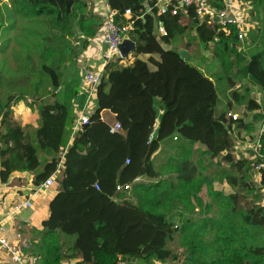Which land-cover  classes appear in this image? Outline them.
<instances>
[{"label": "trees", "instance_id": "16d2710c", "mask_svg": "<svg viewBox=\"0 0 264 264\" xmlns=\"http://www.w3.org/2000/svg\"><path fill=\"white\" fill-rule=\"evenodd\" d=\"M91 1L7 0L5 13L0 6V182L27 172L35 187L54 176L57 189L25 253L36 264H166L180 262L174 243L184 249L181 264H264V130L254 159L236 158L235 145L251 128L229 116L243 103L264 123L261 106L246 98L253 87L264 91V0H250L258 23L244 40L235 25L202 21L193 7L158 14L153 0H105L117 25L131 24L126 34L136 48L131 61L119 58L102 72L96 109L75 131L76 90L64 83L68 73L76 83L78 56L102 26ZM208 3L225 9L223 0ZM199 49L211 53L219 72L208 76L191 63ZM27 101L39 117L34 132L13 117L12 106ZM103 110L119 130L101 119ZM210 163L221 169L213 177L205 173ZM216 179L227 193L213 187ZM127 184L129 193L117 190ZM186 200L207 216L176 227L172 206Z\"/></svg>", "mask_w": 264, "mask_h": 264}, {"label": "crops", "instance_id": "0c3cea01", "mask_svg": "<svg viewBox=\"0 0 264 264\" xmlns=\"http://www.w3.org/2000/svg\"><path fill=\"white\" fill-rule=\"evenodd\" d=\"M223 1L227 10L229 9V14H234L238 17L242 16L243 22L249 25L251 30L257 26L258 22L254 16V11L252 8L253 5L250 0ZM93 5V12L99 15L101 18L105 14V11H108V6L106 5L105 0H93ZM146 12L150 13L148 7ZM248 15L250 24L244 21ZM103 51L104 46L101 42V33L99 29L97 34L89 39L88 46L83 49L78 56L76 62L78 78L76 83H72L70 81L71 79L72 81L74 80V75H70L69 77L65 78L64 84L66 85L68 83L69 85H72L74 90H76V94L70 101V108L75 113L76 119L79 118L80 115H90L96 109L95 95H91V93H89V91L83 86L84 76L81 73L82 70H84L85 73L87 69H91L96 73L101 71L102 61L100 59V55ZM138 58L146 61L148 59V55H140ZM129 60H132L131 55ZM71 71L76 72L75 67ZM251 89L257 88L253 87ZM60 91L61 95H63L64 90L59 89L58 92ZM62 99H64V95L62 96ZM253 100H255L261 106V112L264 111V107L260 104L259 100ZM29 103L30 101L18 102L13 105V117L22 127H27V131L29 129L34 132V130L38 127L39 117L37 110L31 109ZM100 116L104 122L111 126L116 122L115 115L110 111L103 110L100 113ZM263 124H259L257 137L259 128L263 127ZM79 128L80 126L75 124L74 130L77 131ZM60 174V171L57 172L58 176H60ZM32 181V174L27 172H14L11 174L6 183L0 182V232L10 243H15L21 246V248L25 247L23 248V251L28 247L29 244L32 246L34 244L33 240L40 236H38L37 232L41 230L42 221L49 216L48 205L57 191L55 185L48 188L47 190H38V187L33 186ZM27 200L31 204L29 208L20 209L17 211L14 210V206L16 204H21ZM34 230H37V232ZM68 261L70 260H63L62 264H67ZM0 264L16 263L12 261L8 251L0 248Z\"/></svg>", "mask_w": 264, "mask_h": 264}, {"label": "built area", "instance_id": "2783aa9c", "mask_svg": "<svg viewBox=\"0 0 264 264\" xmlns=\"http://www.w3.org/2000/svg\"><path fill=\"white\" fill-rule=\"evenodd\" d=\"M154 5L157 9L158 14H164L166 12H170L172 15H176L181 8L184 7H193L196 13V16L198 19L202 21H207L208 23H216L221 26L226 25H235L238 30V39L244 40L246 37L247 32L251 29L249 28V25L245 24L243 22V18L238 17L236 15H232L230 17L228 15V10L225 7L224 10L216 9L213 6H211L208 3V0H153ZM148 10H151L150 7H148ZM114 14L115 12H112L109 10L105 11V14L102 16V26L100 28L101 33V42L104 46V51L101 52L100 59L102 61L101 63V71L96 73L95 71L91 69H87L85 71L84 80H83V86L91 93V95H95V89L97 84L99 83L100 74L102 73V69L104 65L110 61L111 59L115 58V60L121 58L119 51H118V45L123 41L124 38L127 37V31L131 28V24L126 26H119L114 21ZM124 16L126 18H130L131 12L130 10H125ZM245 21V19H244ZM157 32L160 35H165V30L163 29L162 25L159 24L157 27ZM122 59V58H121ZM239 86H237L238 88ZM231 116L232 120H236L237 115L236 114H229ZM89 118V115H80L79 118L76 119V125L81 126L82 124L87 123ZM120 129V126L117 122H115L112 125L111 131H117ZM264 130V126L259 128L258 137L255 139L253 144V150L257 151L260 147L259 144V136ZM261 167H264V164L261 165ZM54 176L49 177L42 185L38 187V190H47L48 188L52 187L54 184ZM140 179H135L134 182H138ZM132 189V184H127L124 186H118L117 190L119 192H127L129 193ZM31 206L30 202L24 201L21 204H16L14 206V210H20L24 208H29ZM1 231V230H0ZM0 248L8 251L10 253L11 259L16 264H36L37 258L34 256H30L29 254L25 253L23 251L22 247L10 243L6 237L3 236V234L0 232ZM67 264H79L78 261L70 260L67 262Z\"/></svg>", "mask_w": 264, "mask_h": 264}, {"label": "rangeland", "instance_id": "374dc122", "mask_svg": "<svg viewBox=\"0 0 264 264\" xmlns=\"http://www.w3.org/2000/svg\"><path fill=\"white\" fill-rule=\"evenodd\" d=\"M7 3V0H0V6L3 9L4 13H5V7L4 4ZM90 8L93 10L94 9V5H93V0L90 3ZM229 10V9H228ZM228 15L230 17H232L231 14L228 13ZM245 22L250 24V20H249V15L248 17H246ZM19 25H21L22 23L18 22ZM11 33L10 34H5V37H11ZM2 42V40H0V43ZM243 46H245V41L242 44ZM242 47V46H241ZM193 57L190 59L191 63H193L194 65L198 66L199 68L203 69V71L205 72L206 75L208 76H212L214 73L219 72L220 71V66L213 61L211 53L209 51H203L202 49L198 50L197 53L192 55ZM123 64H125L126 62H122ZM84 76V70H82L81 73ZM73 76V74H67L66 78L69 76ZM75 79V76H74ZM241 94H244L245 89L241 88L240 86L237 89ZM259 93V94H257ZM58 98L62 99L61 95V91L56 93ZM246 98H251V99H258L260 104L264 107V92H260L257 89H250L248 91V93L246 94ZM226 102V98L221 97V103L224 104ZM222 104H220L218 109H222ZM264 109V108H263ZM231 114H236L237 118H243L245 122L249 123L250 125V131L248 132H244L240 135V139H243V141L237 142L233 151V155L236 158H240V157H244V158H248V160L252 161V159H254L253 156V152L254 150L253 148V142L255 141V139L257 138V131H258V127H259V122L256 120H253L254 117V112H247L245 110V105L242 104H237L234 106L233 112ZM198 147H200L199 145H197ZM196 146V147H197ZM201 148V147H200ZM165 157L164 153H160L159 155L155 156V164L158 166L160 161ZM257 169L256 168L254 171H252L251 174V179L256 182V186L258 187V181H259V177L257 174ZM214 170L216 171V173L218 171H220V167H213V163H210L209 165L205 166V173L207 175H209L210 177L215 176L216 174L214 173ZM204 173V172H203ZM213 187L218 190V191H222L224 193H227L229 191L228 186L221 182L219 179H216L215 181H213L212 183ZM260 193L263 195L262 201H264V189H262L260 191ZM199 198L202 201V204L207 205L211 202L210 198L207 195V191L206 188L203 187L202 190L199 193ZM193 200V199H192ZM191 201H185L184 202H176L172 208L173 210L171 211L170 215H169V220L176 226L178 227L181 222L183 220H187L190 219L192 221L198 220L202 217L207 216V214H202V212L200 211L199 208H197L194 204V202ZM190 202L195 206L194 211L193 212H189L187 209V207H189ZM33 236V235H32ZM174 247V250H177L178 253L181 254L180 256V262H167L166 264H181V262L184 259V254L182 252H184V249L179 248L178 246L176 247V245H174V243L172 244ZM156 264H160V263H156Z\"/></svg>", "mask_w": 264, "mask_h": 264}, {"label": "water", "instance_id": "95a60500", "mask_svg": "<svg viewBox=\"0 0 264 264\" xmlns=\"http://www.w3.org/2000/svg\"><path fill=\"white\" fill-rule=\"evenodd\" d=\"M136 45L135 43L127 36L126 38L123 39V41L118 45V51L120 54V57L123 60H129L130 55L135 51ZM179 56L182 59H185L187 57V51L185 49H177ZM115 60V58L111 59L108 61L103 69L102 72H105L111 65V63ZM102 77V73L100 74V79ZM99 79V80H100Z\"/></svg>", "mask_w": 264, "mask_h": 264}]
</instances>
